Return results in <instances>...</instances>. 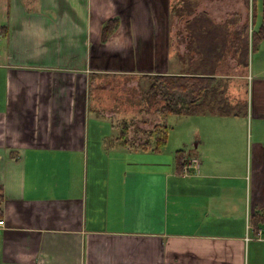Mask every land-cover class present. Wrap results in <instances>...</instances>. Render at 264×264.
I'll list each match as a JSON object with an SVG mask.
<instances>
[{"label":"crops","instance_id":"crops-1","mask_svg":"<svg viewBox=\"0 0 264 264\" xmlns=\"http://www.w3.org/2000/svg\"><path fill=\"white\" fill-rule=\"evenodd\" d=\"M182 3L0 0V264H264V42L248 39L247 82L227 77L241 114L183 116L174 159L170 130L124 143L100 85L192 75L173 49Z\"/></svg>","mask_w":264,"mask_h":264},{"label":"rangeland","instance_id":"rangeland-1","mask_svg":"<svg viewBox=\"0 0 264 264\" xmlns=\"http://www.w3.org/2000/svg\"><path fill=\"white\" fill-rule=\"evenodd\" d=\"M191 0H183V3L180 4L178 7H182V15L178 11L177 13L173 12L171 15V19L173 23L182 22L185 23L187 21L193 20L197 15L202 13L199 12V9H206L203 5L200 6L199 2L196 5L188 6ZM214 0H212L213 2ZM230 1V4H229ZM255 2V0H253ZM251 2V0H250ZM253 2V5H254ZM220 4L219 8L217 9H209L211 10V14H207L210 21L213 25L218 27H225L226 30H222L221 33L222 39L228 38L229 43L226 44L224 47V57L221 63L218 64L217 73L216 75V82L215 87L218 89V94L216 97L208 99L207 103L215 104V107H218L219 104L223 106L226 105L227 108H230V103L228 102L231 100L229 92L227 90V77H244L241 78V81L247 82V69L243 67V64L249 60L250 56V49L245 47L243 51H237V49L241 48V43L237 38L236 42H233L235 37V32H239L241 29H244L246 25L249 27L248 31H246L247 38L252 40L255 37V34L258 32H252L251 26L255 22V13L257 16V26L261 24V17L263 12L262 1L258 0L256 11L254 9L253 15L251 8L248 7V0H218ZM193 4V3H192ZM252 4V3H251ZM223 5V7H222ZM229 8L227 12H223V8ZM194 8V13L190 16L187 15V12H192ZM207 10V9H206ZM241 13V14H240ZM180 16H182L180 18ZM185 37L188 38L186 41L184 37L179 38V34H183L185 28L182 26L179 30L176 26L173 30L174 36V47L175 50H181V48L185 47V70L194 74L197 71H201L206 69L205 66L201 65L205 62L204 59L209 57L207 51L204 50L206 41L213 40V37H207L206 41L203 42L199 39L201 37V33H198V45L197 47L194 44V38L189 40L190 33L187 30ZM178 39H183L181 42H178ZM193 39V41H192ZM183 42V43H182ZM193 42V43H192ZM251 47V46H250ZM193 48V49H192ZM194 48L202 50L201 55L194 56ZM204 51V52H203ZM248 51V55H247ZM198 54V52H197ZM241 65H240V64ZM178 67H182L181 63L176 60L172 67L171 71L178 73L180 70ZM161 67L159 69L161 70ZM236 69L238 72L232 73V71ZM198 74V73H197ZM203 74V73H199ZM136 79H122V80H109L100 83V85H106L108 87H116L115 90L108 91L107 97H109L111 102L118 103L119 115L114 113L111 117H113L114 122L116 123L119 128L121 127L122 136L125 133V138L123 139L124 143H132L137 144L139 148L144 149L146 146H149L150 143L157 144L158 142L163 141L165 135L170 130L168 144L165 148L167 157L171 159L175 158L174 152L178 150L180 146V142L182 141V135L186 133V125L184 124L186 120L179 116H170L164 118L158 111V107L155 105L156 102L160 101V98L152 99L150 95H148V85L147 82L143 81L142 79L138 80L139 85L136 87L135 84ZM231 80V79H230ZM240 80V79H239ZM229 81V80H228ZM149 85L151 84L148 82ZM190 96H186V101H189ZM230 98V99H229ZM241 98V97H240ZM234 99V98H233ZM232 99V100H233ZM236 101V100H234ZM229 103V104H228ZM151 105V106H150ZM121 107V108H120ZM238 108H241L240 106ZM240 112V111H239ZM110 113H113L110 112ZM237 113V112H236ZM110 117V115H108ZM189 121V120H187ZM188 126V125H187ZM131 136V138H130ZM173 154V155H172Z\"/></svg>","mask_w":264,"mask_h":264},{"label":"trees","instance_id":"trees-1","mask_svg":"<svg viewBox=\"0 0 264 264\" xmlns=\"http://www.w3.org/2000/svg\"><path fill=\"white\" fill-rule=\"evenodd\" d=\"M196 3V0H191L188 6L196 5ZM178 11L182 15V7H175L173 12L177 13ZM193 13L194 8L192 12H187V15L190 16ZM177 17H179L178 13ZM181 17L182 16H180V18ZM187 30L190 33L189 40H191V38H194V36L198 37V33H201V37H199V39L203 42L206 41L207 37H213V40H210L209 43L206 41L204 47V50L209 49V51H207L209 57L207 59H204L205 62L201 64L205 66L206 69L202 70V72L196 70L194 74L186 76L180 75L153 77L152 83L150 84V87L148 89V95H150L152 99L160 98V101L155 103V105L158 107L157 111L164 118L170 116L183 117L196 114L222 116H237L241 114V112H239L243 110V106H240L242 105L241 100L234 101V106H237L236 108L232 107L233 105L231 100L228 101L230 103V108H227V106L224 104L223 106L219 104L218 107H215V104L207 103L210 96L211 98H213L216 97L218 94V89L217 87H215L217 68L218 64L221 63L224 57V47L226 46V44L229 43L228 38L222 39L223 34L221 33V31L226 30L225 27L217 28L215 25L212 24L208 15L202 13L200 15H197L193 20L187 21ZM112 31L113 28L111 24L109 27L107 26V28L104 30V37H108V35L111 34ZM245 33L246 27H244V29H241L239 32H235L233 42L235 43L237 38L239 39L241 43V48L237 49V51L239 52L243 51V48L245 47L247 48V50L249 48L248 38ZM262 42H264V3L262 14V26L261 29L255 34V37L253 39V46L256 47ZM248 62L246 59V63L243 64L244 68L248 67ZM186 96H190V102L186 101ZM239 106L241 108H238ZM124 135L125 133H123L122 140L125 138ZM167 137L168 132L167 135H165L163 141L157 143V148H161L166 144ZM178 162L179 166L183 164V155H181V153L178 154ZM3 201L4 194L2 188H0V219H2L3 215Z\"/></svg>","mask_w":264,"mask_h":264},{"label":"built area","instance_id":"built-area-1","mask_svg":"<svg viewBox=\"0 0 264 264\" xmlns=\"http://www.w3.org/2000/svg\"><path fill=\"white\" fill-rule=\"evenodd\" d=\"M1 224V223H0Z\"/></svg>","mask_w":264,"mask_h":264}]
</instances>
